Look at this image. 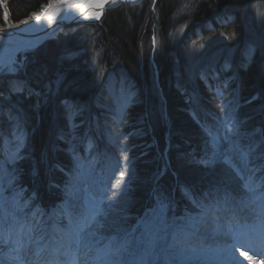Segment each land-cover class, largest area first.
Listing matches in <instances>:
<instances>
[{"label": "trees", "instance_id": "trees-1", "mask_svg": "<svg viewBox=\"0 0 264 264\" xmlns=\"http://www.w3.org/2000/svg\"><path fill=\"white\" fill-rule=\"evenodd\" d=\"M4 1L17 21L48 0ZM46 44L23 76L0 81V164L20 166L35 207L61 208L79 165L109 167L127 149L135 174L145 178L131 188L135 221L162 172L166 134L168 172L158 190L170 195L175 183L179 214L214 186L229 189L200 168L201 143L224 96L249 130L264 119V0L120 4L102 21L65 27ZM193 52L201 54L186 58ZM55 180L63 184L55 188Z\"/></svg>", "mask_w": 264, "mask_h": 264}, {"label": "rangeland", "instance_id": "rangeland-1", "mask_svg": "<svg viewBox=\"0 0 264 264\" xmlns=\"http://www.w3.org/2000/svg\"><path fill=\"white\" fill-rule=\"evenodd\" d=\"M131 5H135V4H131ZM1 7L3 9V12L5 9L9 10L7 3L4 0L1 1ZM2 19H3V15H2ZM63 29H59L58 33H60ZM58 33H56V35H58ZM48 41H46L44 44L40 45L35 49L28 50L23 54H20L19 58L12 67L13 71L9 72L7 71V69H5L3 72H0V81L2 79H6L7 76H13L16 78L19 76H23L25 74V71L35 66L37 57H39V55L40 57L45 56L46 48H47V46L45 45H47L46 43ZM206 52H204V54L200 58L197 57L196 59L197 60L206 59ZM198 54L200 55L201 52L188 53L186 54V58L192 60L193 57L196 55L198 56ZM233 54L235 55L236 53ZM209 59L210 62H212L214 60L213 55ZM152 68H154L155 74L158 75L159 72L157 69L158 66L153 63ZM118 73L124 74L125 76H127L128 74L126 71H122V70H120ZM118 73L117 71H114V76L111 75V79L114 80L115 78V80L118 81L116 77V74ZM128 78L130 79L131 77ZM108 80L109 77L105 79V82L107 84H108ZM0 86L2 87V85ZM26 87L29 89V84H27ZM32 91L33 89L29 93H32ZM33 93H36V91L34 90ZM221 105L222 107H220V112L218 111L217 119H215L214 122L211 124L212 131L218 133L220 137L219 152L221 155L217 157L215 162L205 163V161L210 160V158L212 157V150L209 142L210 138L208 137V135H206V139L201 143V146L204 150L203 152L204 156L200 158L201 159L199 161L200 168L201 169L203 168V170H207L206 173H208V175L214 178V181L212 182L215 183V181L216 182L221 181L222 184H224V186H228L229 189L233 191V193H230L234 197L232 198V200H236L238 203L241 202L240 204H243L244 206V209L241 211V213H243L244 210L248 212L249 206L251 209L253 204L255 205L256 202L262 201L264 199V119H261L262 122H257V125H254L252 129L249 130L248 128H246L244 125L241 124L243 122L240 121L238 115L239 113H237L235 105H233V103L230 104L229 98H227V96H224ZM164 115H165L166 123H168V117L166 116L167 113L165 112ZM226 117L228 118V124H229L228 127L225 126ZM154 118L155 116H153L152 122L154 121ZM225 137H227V139H225ZM237 145L239 146L240 149L249 152L248 164L246 168L240 165L238 159V152L235 150ZM127 154L128 153L126 149V155ZM120 155L118 156L116 155V157H113L115 161H111L109 167H105V165L99 167L98 165H92L87 163L79 165L78 170L80 171L78 172V175L74 180L70 181V184L66 185L67 188L66 195H68L66 201L69 199V192H71L72 198L77 200L82 206H86L87 204L91 203L93 199L99 201L100 199L103 198L104 203L102 207H104L105 212L107 213L106 222L109 225L113 226V230L108 233L109 235L123 236L122 232L117 233L115 231V229L117 228H125L128 230L134 229L141 220L150 217L153 214V212L158 207V199L160 198H162L166 204L165 214L167 221L170 225L179 227L188 224L189 219L193 221L186 229L188 235L194 231H195L194 234L200 233L198 231V229L201 228V224H199L200 222H202L203 224V221H207V220L211 221L210 220L211 218H209L210 216L208 215L209 214L208 210L210 207L213 206L217 207L215 205L221 202L220 193L224 192L225 190L224 188L227 187L222 188V187L214 186L213 187L214 189L210 191L209 195L199 198L196 201L195 205L189 206L185 204L186 205L185 211L179 214L178 210H179V205L181 204L180 202L178 203L177 197L176 195H174L175 183L171 181L169 183V186L171 187L170 195L160 194L158 190L159 189L158 184L161 182L160 177L162 179L165 176L164 175L165 172H168L167 170H168V162H169L168 161L169 152L164 150L163 152L164 164L162 165V170H161L162 172L152 184L151 187L152 191L150 190L151 194L148 200L146 201L144 210L139 215V217L132 222L130 220L131 217L129 216L131 215V213L134 212L133 211L134 207L131 206V204L133 203V195L131 194V188L134 183H137V185L144 184L145 178L144 180H142L143 179L142 176H138L137 174H135L136 167H134L133 161L129 159L128 156L126 155L120 156ZM224 155H228L233 158L237 166L242 168L246 178L250 175L253 176L254 183L260 185V187L256 190L255 193H250L242 187L243 181H241L237 177L235 171L232 168H229L224 164L222 158ZM2 165L6 170V174L3 176V179L0 180V188L3 189V196L7 198V200H5L3 203V208L10 213L14 212L16 216L19 218L21 223L27 221L28 224L34 227V231L31 233L32 235L31 243H29L26 238L23 241V246L21 245V242L19 243L17 236H21V234L19 232L18 226L13 227L10 236L6 240H0V247H2V251L4 250V248L5 249L9 248L8 250H10L9 251L10 254H16L18 253L19 249H22L23 251V249L28 245L37 246L44 244L46 240H48V238H51V236L54 235L52 229L50 230V234L45 235V238L43 240H39L38 238L41 236L40 234L41 231H39L38 228L41 226L44 228L45 226H48L50 229L52 226H54L56 220L53 217V213L57 212L60 208L55 209L53 207H49L48 210H42V209H38V207H35L34 204L32 203H30L29 206H25V202L29 201L25 197V193L28 187L23 186L25 184L24 181L20 178V173H19L20 166L17 164L13 168L11 167L9 168L4 164ZM121 171L125 173L123 180L121 181V184L119 186L113 188L112 184H114L116 179L119 178V173ZM136 177H138L137 180ZM10 180L12 181L11 183H9ZM52 183L55 188L63 184L62 182H57L56 180L53 181ZM66 188L64 190H66ZM229 192H225V195H223L224 198H222L221 200L227 201L228 200L227 198L229 197L227 196L226 193ZM113 193H115V195H113ZM17 194H19V196H17V199H19V207H16L12 201V198ZM201 206L207 208L206 214H202ZM34 212H39L40 214L33 217L32 214ZM101 219H105V218H101ZM62 223L66 224L67 221L64 220L62 221ZM252 225L254 229L253 230L250 229L252 232L250 233L248 232L249 234H247V238H249L250 240H253V235L257 230V228L258 229L260 228L261 234L262 232H264V227L261 226L259 218H256V222L253 223ZM224 226L228 227V234L230 236L229 242L231 244H236V242H240L241 224L240 225L234 224L233 226L229 224L227 225L224 224ZM249 227L251 228V224ZM255 237H257V235H255ZM168 239L170 243V241H172L171 236H169ZM180 239L182 240V238ZM185 246L186 247H180V248H178L179 246H176V248L174 249L175 259L173 260V262L175 261V264L176 263L200 264L194 259L188 258L186 256L189 250H191V247L189 246L188 248L187 244ZM66 247L63 250H61L62 253L66 251ZM176 250H178V252ZM81 251L83 252V249L77 251L76 246L73 244L71 246V249L69 250V255L71 253H76L77 255H80ZM244 253H249V252L244 251ZM261 256H263L262 252H261ZM64 259H66L65 255H63V258L61 260ZM158 264H164L163 259H161V261H159Z\"/></svg>", "mask_w": 264, "mask_h": 264}, {"label": "snow or ice", "instance_id": "snow-or-ice-1", "mask_svg": "<svg viewBox=\"0 0 264 264\" xmlns=\"http://www.w3.org/2000/svg\"><path fill=\"white\" fill-rule=\"evenodd\" d=\"M61 2L72 4V0H61ZM103 3L104 0H98L94 6L103 7ZM75 6L78 8L83 7L82 5ZM59 7V4L45 5L41 15L51 23ZM41 15H36L35 19L39 21ZM93 15L98 16L97 13H93ZM4 20L7 22V14L4 15ZM0 32H3V29H0ZM5 69L9 72L13 71L11 64L7 62L0 64V72ZM225 126H229L227 117L225 118ZM205 131L210 138L209 142L212 150V157L205 163H213L221 155L219 152L220 137L211 128L205 129ZM235 150L238 152L240 165L246 168L249 152L240 149L238 145ZM222 158L224 164L232 168L237 177L243 181L242 187L250 193H255L260 185L254 183L253 176L250 175L246 178L242 168L237 166L231 156L224 155ZM9 159L14 160L15 154L11 155ZM5 174L6 170L0 164V180L3 179ZM124 175L123 171L119 173V178L112 184L113 188L121 184ZM11 182L10 180L9 183ZM185 194L187 195V192ZM17 196L19 194L14 196L12 201L16 207H19ZM5 200L7 198L3 196V189L0 188V240H6L10 236L13 227L18 226L21 234V245L23 246L25 238L31 243V233L34 231V227L28 224L27 221L21 223L14 212L10 213L5 210L3 208ZM30 203V200L26 201L25 206H29ZM103 203V198L99 201L93 199L91 203L82 206L77 200L72 198L71 192H69V199L57 212L53 213L56 223L53 227L54 235L51 236L50 240L54 245L52 249L54 258L42 259L40 254L37 253L36 259L30 261L29 264H158L161 259H163L164 264H172L175 259L174 249L180 242V238L187 235L186 229L193 222L191 219H189L188 224L183 226L170 225L165 214L166 204L160 198L158 199V207L153 214L141 220L134 229L117 228L115 231L117 233L122 232L123 236L109 235L108 233L113 230V226L106 222L107 213L102 207ZM201 211L202 214H206L207 208L201 206ZM39 214V212H34L32 215L35 217ZM259 219L261 226L264 227V207L261 209ZM64 220L67 221L66 224L62 223ZM236 223L239 224L238 219H236ZM45 235L47 233H44L38 239L43 240ZM169 236L172 238L171 243H169ZM65 241L67 242V247ZM73 244L76 246L77 251L83 249L80 255L76 253L69 255V250ZM65 247L66 251L63 255H65L66 259L61 260L59 255L56 254L59 253L61 248ZM243 255L248 260L253 259L251 256H247L246 253H243ZM13 259L17 260L19 264H24L23 258L19 255L13 257Z\"/></svg>", "mask_w": 264, "mask_h": 264}, {"label": "bare ground", "instance_id": "bare-ground-1", "mask_svg": "<svg viewBox=\"0 0 264 264\" xmlns=\"http://www.w3.org/2000/svg\"><path fill=\"white\" fill-rule=\"evenodd\" d=\"M135 1L138 0H104L103 7H96L94 5L98 2V0H72L71 5L62 3L61 0H48L40 7L39 10L31 11L20 21L11 22L9 16H7V22L4 20L2 23H0V29H3V32H0V64L7 62L11 64V67H13L20 54L44 44L50 39L52 35L56 34L57 28H60V25L64 22L78 23L81 21H99L109 6L115 7V5L118 6L120 4ZM48 4L60 5L59 10L56 11L54 19L51 23H49L47 19L41 15L42 11L44 10V6ZM75 5H82L83 7L78 8ZM93 13H97L98 16L93 15ZM36 15H41V19L39 21L35 19ZM30 87L31 86L29 85V91L31 92L32 89ZM166 139L167 145L165 150L168 148L166 151L169 152L170 141L168 139V134H166ZM227 196L229 197L227 198V201L217 203V205H215L217 206L216 210L214 209L215 211H212L211 213H209L210 211L208 212L209 216L214 213L219 214L222 217L220 218L222 224H224L223 221L230 223L231 217L233 219H240L244 215L241 213V211L244 209L243 204L238 203L236 200H232L233 195H231L230 192L227 194ZM262 207H264V199L262 201L256 202L255 205L253 204L251 209L249 206L248 213L251 214L250 217L252 220L253 218L256 220V218L260 217ZM213 216H216V214ZM250 217L248 219L244 218L245 220L242 222L243 224H247V227L249 228L247 231L250 229L253 230L254 228L252 224L256 222L252 221L250 228ZM216 221L218 220L216 219ZM220 221L215 222L216 225H213L210 229H205L204 227L199 228L198 231L200 233L194 234V231L189 235L187 234L186 236H182V240L180 239V242L177 244V246H179L178 248L186 247V244L188 245V248L190 246L191 250H189L186 256L188 258L194 259L200 264H264L262 258L263 256H260L259 254L261 248L264 247V240L261 236L255 237V235H258L256 231L253 235V237L256 239L250 240L245 235L247 242L246 244L244 243V246H248L250 248L248 249L247 247L246 251H252L246 254L247 256H251L253 258L252 260H248L246 256L243 255L241 251H239V245L231 244L229 242V235L227 233L228 230H224V225H220ZM53 227L54 226L49 229L48 226H45V228L41 226L38 228V230L41 231V235L44 233H47L48 235L50 234V230H52ZM251 230L250 232H252ZM171 242L172 241H170V243ZM53 247L54 245L52 244L50 238H48L44 244L37 245L35 248L38 250V253L42 259H51L54 258L52 252ZM35 248H28V250L31 251L25 253V249H23V251L22 249H19L18 253L10 254V250H8L9 248H4L2 251V247H0V264H19L17 260L13 259V257L18 255L23 258L24 264H29L30 261H34L36 259L37 250ZM176 251L178 252V250ZM56 255H59L60 259L63 258L62 252H59ZM26 256H28V258ZM172 264H175V261Z\"/></svg>", "mask_w": 264, "mask_h": 264}, {"label": "water", "instance_id": "water-1", "mask_svg": "<svg viewBox=\"0 0 264 264\" xmlns=\"http://www.w3.org/2000/svg\"><path fill=\"white\" fill-rule=\"evenodd\" d=\"M141 1H143V0H138V1H135V2H127V3H125V4H137V3H139V2H141ZM115 6H117V5H115ZM112 7H114V6H109L107 9H106V11L104 12V14L102 15V18L99 20V21H102L103 20V18L105 17V14H106V12H107V10L109 9V8H112ZM9 13V14H8ZM5 14H7V16H9L10 15V11L9 10H4V12H3V19L1 20V22H3L4 21V15ZM9 18H10V20H11V22H17V21H20V20H22V19H20V20H17V21H14L12 18H11V15L9 16ZM98 20H94V21H92L93 23H95V22H99ZM0 22V23H1ZM76 23V22H75ZM71 24H74V23H66V22H64L63 24H61L60 25V28H57V32L56 33H58V30L59 29H63V28H65L66 26H69V25H71ZM56 35V34H55ZM55 35H52L51 37H50V39H52V38H54L55 37ZM49 39V40H50ZM168 149V148H167ZM166 149V150H167Z\"/></svg>", "mask_w": 264, "mask_h": 264}]
</instances>
